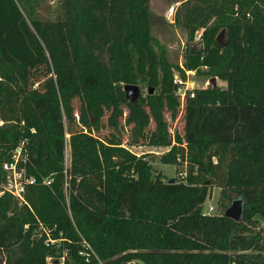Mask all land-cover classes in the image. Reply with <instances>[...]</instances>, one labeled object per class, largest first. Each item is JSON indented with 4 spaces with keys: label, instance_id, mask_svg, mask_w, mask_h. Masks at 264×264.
Segmentation results:
<instances>
[{
    "label": "trees",
    "instance_id": "trees-1",
    "mask_svg": "<svg viewBox=\"0 0 264 264\" xmlns=\"http://www.w3.org/2000/svg\"><path fill=\"white\" fill-rule=\"evenodd\" d=\"M175 3L184 68L226 83L184 103L151 0H63L53 21L0 0V264H264V0ZM18 149L36 180L23 202L4 192ZM156 160L187 176L170 184ZM216 187L221 208L244 199L242 222L204 213Z\"/></svg>",
    "mask_w": 264,
    "mask_h": 264
},
{
    "label": "rangeland",
    "instance_id": "rangeland-1",
    "mask_svg": "<svg viewBox=\"0 0 264 264\" xmlns=\"http://www.w3.org/2000/svg\"><path fill=\"white\" fill-rule=\"evenodd\" d=\"M63 0H40L39 6L35 9V15L44 19L56 20L58 15H62ZM177 0H151V8L157 17H162L166 20V24H159L154 31V36L158 40V42L164 47L166 55L170 62L174 65H183L184 57L186 54L187 48V36L183 29H179L175 26V13L176 8L181 3H175ZM221 32L218 34V36ZM200 35V34H199ZM217 36V37H218ZM227 39V37H226ZM197 42H201L200 37L197 38ZM179 74L177 70H175V75ZM212 79L208 75H199L196 79V85L200 88H209L212 86ZM217 86L225 88L226 83L217 79ZM141 89V97H146L149 91V87L147 85H139ZM158 91L154 89V93L156 94ZM106 122V120H105ZM104 122V123H105ZM181 123L179 124V126ZM111 134L117 135L116 132L109 128H103L100 136H109ZM124 143L127 144L128 139V131H121ZM69 137V135H68ZM131 151L136 153L139 156L145 154H153L155 157H160V155L167 152V149L161 147H151L148 145H141L140 147H130ZM67 164H69V152L67 151ZM216 161V159H214ZM153 168L156 173H162L165 176V179H180L181 174L183 173L184 168L182 166L177 167L175 165H166L161 164L159 160H156L153 163ZM220 197V189L214 188L212 193V198L205 204L204 212L206 211L208 205H213L215 207V214H221L226 211V209L221 208L218 204V200ZM214 215V214H213ZM262 226L264 227V220L260 218ZM52 264V262H51Z\"/></svg>",
    "mask_w": 264,
    "mask_h": 264
},
{
    "label": "built area",
    "instance_id": "built-area-1",
    "mask_svg": "<svg viewBox=\"0 0 264 264\" xmlns=\"http://www.w3.org/2000/svg\"><path fill=\"white\" fill-rule=\"evenodd\" d=\"M181 69L185 72V77L181 76V74L175 75L174 83L176 87V94L180 97L182 103H184L188 98L195 97V91L197 89H207L200 88L196 85V79L199 76L196 71L186 70L183 65H181ZM171 149L168 148L167 152ZM166 152V153H167ZM21 153V149L17 150V154L14 156V162L6 163L4 165V170L7 173V182L4 185V192L10 193L20 202L24 201V196L28 186L34 185L36 180L32 177H28L25 170H19L17 163ZM184 166H187V161H185ZM187 176L186 172L183 171L181 174L182 178ZM51 182L49 181L48 184ZM207 215L215 214V207L213 205H208L206 211L204 212ZM84 250L81 252V255L87 258L86 260L89 262L91 256H96L92 247L86 241L83 242ZM51 262V259H49ZM63 264V263H60ZM136 264V263H133Z\"/></svg>",
    "mask_w": 264,
    "mask_h": 264
},
{
    "label": "water",
    "instance_id": "water-1",
    "mask_svg": "<svg viewBox=\"0 0 264 264\" xmlns=\"http://www.w3.org/2000/svg\"><path fill=\"white\" fill-rule=\"evenodd\" d=\"M217 42L225 47L228 45V40L226 39V30H223L221 34L217 37ZM193 50H198L199 52L203 51V43L199 42L194 47ZM217 78L212 79V85L214 87L217 86L216 84ZM126 93V97L131 102H137L141 97V89L138 85H127L124 88ZM154 93V89H150V94ZM179 181L178 179H170V184H177ZM244 211H245V201L242 198L235 199L230 207H228L225 211V216L231 218L236 222H242L244 219ZM55 264H59V261H55Z\"/></svg>",
    "mask_w": 264,
    "mask_h": 264
}]
</instances>
